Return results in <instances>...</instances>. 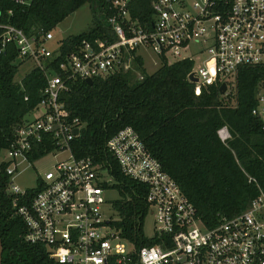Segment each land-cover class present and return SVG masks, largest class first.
Instances as JSON below:
<instances>
[{"label":"built area","instance_id":"2783aa9c","mask_svg":"<svg viewBox=\"0 0 264 264\" xmlns=\"http://www.w3.org/2000/svg\"><path fill=\"white\" fill-rule=\"evenodd\" d=\"M131 1L112 0L114 12L107 22L115 40L106 35L94 43L84 39L56 68L51 61L62 53L60 44L48 46L51 31H39L36 38L12 24H0V53L14 46L17 59L31 61L46 79L39 103L16 128L1 157L7 162V192L19 195L12 203L25 224L24 240L43 245L56 264H264V190L238 214L206 226L135 130L123 127L107 139L105 150L124 175L148 187L141 238L151 243L137 246L122 237L105 214L103 185L113 181L108 168L72 153L79 120L67 119L58 100L70 79L93 81L127 71L140 79L133 65L140 48L154 53L159 63L191 60L189 74L197 78V92L201 85L214 83H225L228 90L224 77L233 85L239 67L264 65V0H153L150 29L131 18ZM251 113L264 130V89L257 93ZM218 136L222 141L229 138L226 127ZM39 143L53 146L44 155L60 157L51 170L36 177L35 193L28 196L32 188L21 189L14 178L22 163L32 162L29 154ZM20 197L24 203H18ZM147 215L153 217L150 236L143 229Z\"/></svg>","mask_w":264,"mask_h":264},{"label":"trees","instance_id":"16d2710c","mask_svg":"<svg viewBox=\"0 0 264 264\" xmlns=\"http://www.w3.org/2000/svg\"><path fill=\"white\" fill-rule=\"evenodd\" d=\"M152 1L132 0L128 7L131 18L146 29L152 26ZM84 4L89 5L92 24L59 42L62 55L51 61L56 68L84 39L93 43L105 35L116 39L107 22L114 12L112 0H0V24H12L38 38L39 31L53 30ZM16 59L14 46L0 53V264H56L43 245L24 240L25 224L12 203L19 195L7 192L3 151L39 103L46 84L43 71L35 67L15 81ZM133 65L140 79L134 71L94 78L90 84L73 78L58 99L67 119L79 120V134L71 141L74 156L91 157L113 178L103 185L120 196L112 202L118 216L113 226L137 246L151 243L141 238L148 187L124 175L105 150L107 139L126 126L135 130L178 184L204 225L213 226L244 210L264 190V130L260 118L251 113L257 93L264 89V65L239 67L231 90L224 94L219 93L218 83L201 85L197 92V84L188 79L193 68L188 58L160 60L152 73L146 72L139 55ZM221 127L229 133L224 141L218 136ZM52 147L39 143L28 159L33 161ZM34 193V188L27 190L28 196ZM24 202L20 197L18 203Z\"/></svg>","mask_w":264,"mask_h":264},{"label":"rangeland","instance_id":"374dc122","mask_svg":"<svg viewBox=\"0 0 264 264\" xmlns=\"http://www.w3.org/2000/svg\"><path fill=\"white\" fill-rule=\"evenodd\" d=\"M92 24V14L88 4L80 6L73 13L68 15L63 21H61L51 33L53 40L48 43L51 49H55L59 42L69 35L79 34L83 31H87ZM189 51V50H188ZM142 56L143 64L146 72L152 73L159 67L158 57L148 49L140 48L138 50ZM172 61L173 57L168 58ZM18 66L17 73L14 80L18 81L24 77L33 67V63L29 60H21L20 58L15 60ZM135 73V72H134ZM137 76V73H135ZM228 83V90H231L232 83L230 77H224ZM29 117H34V113H30ZM59 155L53 154V152L46 154L32 162H24L20 166V172L15 176L14 183H16L21 189L33 188L35 185L36 177L42 175L45 171L51 170L53 164L59 158ZM104 198L108 205L105 206V214L112 220L118 218L117 213L112 207V202L119 199V193L116 189H106L103 193ZM152 215H147L144 218L143 229L147 236H150L152 230Z\"/></svg>","mask_w":264,"mask_h":264},{"label":"water","instance_id":"95a60500","mask_svg":"<svg viewBox=\"0 0 264 264\" xmlns=\"http://www.w3.org/2000/svg\"><path fill=\"white\" fill-rule=\"evenodd\" d=\"M188 79L191 82H194V83L197 82V78L194 77L193 74H189ZM85 81L87 83H89V84L92 83V80L91 79H86ZM226 90H227L226 84L225 83H221L220 86H219V93L220 94H224L226 92ZM74 134H77V129L74 130ZM0 252H1V249H0Z\"/></svg>","mask_w":264,"mask_h":264}]
</instances>
